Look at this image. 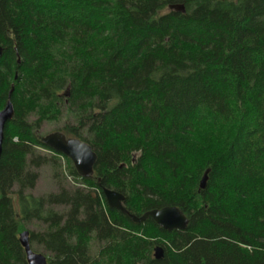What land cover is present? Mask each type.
<instances>
[{
  "label": "trees",
  "instance_id": "16d2710c",
  "mask_svg": "<svg viewBox=\"0 0 264 264\" xmlns=\"http://www.w3.org/2000/svg\"><path fill=\"white\" fill-rule=\"evenodd\" d=\"M0 45V264H29L26 230L48 264H264V0H0ZM65 114L90 179L41 141ZM62 162L81 188L29 193ZM104 189L189 225L136 224Z\"/></svg>",
  "mask_w": 264,
  "mask_h": 264
},
{
  "label": "water",
  "instance_id": "95a60500",
  "mask_svg": "<svg viewBox=\"0 0 264 264\" xmlns=\"http://www.w3.org/2000/svg\"><path fill=\"white\" fill-rule=\"evenodd\" d=\"M172 10L180 13H185V8L182 5L172 6ZM4 54V49L0 45V59ZM14 89H12L11 93ZM14 117V107L10 99L5 108L0 112V160L3 151V143L5 138V128ZM42 143L55 152L61 153L69 158L81 178L90 179L94 176L95 166L98 161L97 154L88 144L77 140L69 139L61 132L51 133L41 139ZM210 170H207L200 182V190H205L209 180ZM103 194L111 209L118 210L127 215L134 223L142 224L151 219L162 229L172 232L175 230H185L189 225V219L176 207H165L162 209L153 210L145 213L141 217L130 214L123 206L125 197L118 192L104 189ZM20 242L25 249L29 264H48V259L42 254H38L32 250L30 245V233L24 231L20 235ZM164 251L161 247L156 248L155 258H163Z\"/></svg>",
  "mask_w": 264,
  "mask_h": 264
},
{
  "label": "rangeland",
  "instance_id": "374dc122",
  "mask_svg": "<svg viewBox=\"0 0 264 264\" xmlns=\"http://www.w3.org/2000/svg\"><path fill=\"white\" fill-rule=\"evenodd\" d=\"M30 120L34 121L35 119L34 117H31ZM72 122V117H69L67 114H65L63 118L56 123H42L39 133L41 136H46L50 133L60 130L65 124H71ZM39 152L44 154L45 151L40 149ZM62 163L63 169H60L59 173L63 175L59 174V176H55L54 171L47 166L37 170L39 172V179L35 188L29 191V193L36 197H42L52 193H60L62 189L70 191L73 188H81L82 186L79 180L73 179V177H71L67 172L65 162ZM45 229L46 228L43 225L36 223L29 226V230L35 232H43ZM32 250L38 254L49 256V253L45 251L40 245L33 244ZM93 250V254H96L95 251H97V247H94Z\"/></svg>",
  "mask_w": 264,
  "mask_h": 264
},
{
  "label": "bare ground",
  "instance_id": "6f19581e",
  "mask_svg": "<svg viewBox=\"0 0 264 264\" xmlns=\"http://www.w3.org/2000/svg\"><path fill=\"white\" fill-rule=\"evenodd\" d=\"M124 196V195H123ZM125 197V196H124ZM125 201H126V197H125V200H124V202H123V206H124V208L126 209V207H125ZM127 210V209H126Z\"/></svg>",
  "mask_w": 264,
  "mask_h": 264
}]
</instances>
